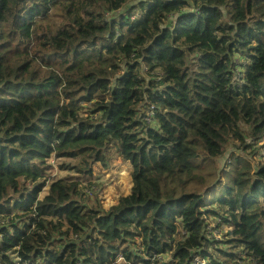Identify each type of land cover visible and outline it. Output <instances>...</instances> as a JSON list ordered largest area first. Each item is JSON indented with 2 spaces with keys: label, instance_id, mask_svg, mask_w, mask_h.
I'll return each instance as SVG.
<instances>
[{
  "label": "trees",
  "instance_id": "obj_1",
  "mask_svg": "<svg viewBox=\"0 0 264 264\" xmlns=\"http://www.w3.org/2000/svg\"><path fill=\"white\" fill-rule=\"evenodd\" d=\"M85 1L0 0V264H264V0Z\"/></svg>",
  "mask_w": 264,
  "mask_h": 264
},
{
  "label": "rangeland",
  "instance_id": "obj_2",
  "mask_svg": "<svg viewBox=\"0 0 264 264\" xmlns=\"http://www.w3.org/2000/svg\"><path fill=\"white\" fill-rule=\"evenodd\" d=\"M75 5L77 7V11L80 12L82 9H89L95 10V11H105L104 7L101 4H94L89 3L85 0H74ZM148 2L145 0H134L130 5V12L129 15H131L132 18H140L144 12L147 10ZM58 15V12L54 13L53 17H56ZM27 17L29 20L33 23L34 26H38L40 24V17L37 15V13L34 10H31ZM60 20V19H59ZM56 20L53 23L58 24V21ZM147 70L146 78L147 79H153L155 74L158 72L157 70H154L150 66H144V70ZM81 107L87 109L88 104L87 103H81ZM152 112H149V116H151ZM230 154L227 153L221 158H219L218 164L225 169L226 165L230 162ZM114 166L113 173L104 171L101 166L96 167V173H102L105 175V180L102 184L95 186V189H98L101 191V194L98 190H95L91 196H87L84 200V204L86 206L85 213L89 214L90 209L94 207L97 204V201L99 200L105 207H109L110 205L114 204L119 197L124 194V192L130 193L131 191V180L130 177L133 174L132 167L129 165L128 162H123L121 159L116 158L114 160ZM119 178V179H118ZM127 193V194H128ZM212 195L206 196V205H210L212 202ZM216 222L212 223V229L208 230V234L212 237H215L217 241L221 237V232L218 231L216 227ZM215 247V245H213ZM114 264H122L121 260L117 259Z\"/></svg>",
  "mask_w": 264,
  "mask_h": 264
},
{
  "label": "built area",
  "instance_id": "obj_3",
  "mask_svg": "<svg viewBox=\"0 0 264 264\" xmlns=\"http://www.w3.org/2000/svg\"><path fill=\"white\" fill-rule=\"evenodd\" d=\"M241 77V74L238 73V78ZM123 258L122 256H119L118 259ZM155 258H153L154 260ZM194 264H206V260L202 259L198 254L195 257Z\"/></svg>",
  "mask_w": 264,
  "mask_h": 264
},
{
  "label": "crops",
  "instance_id": "obj_4",
  "mask_svg": "<svg viewBox=\"0 0 264 264\" xmlns=\"http://www.w3.org/2000/svg\"><path fill=\"white\" fill-rule=\"evenodd\" d=\"M151 2H152V0L150 1V4H151ZM147 7H148V5H147ZM212 193H213V192H210V194H209V195H211ZM209 195H205V196H204V201H205V204L207 203V202H206V196H209Z\"/></svg>",
  "mask_w": 264,
  "mask_h": 264
},
{
  "label": "clouds",
  "instance_id": "obj_5",
  "mask_svg": "<svg viewBox=\"0 0 264 264\" xmlns=\"http://www.w3.org/2000/svg\"><path fill=\"white\" fill-rule=\"evenodd\" d=\"M148 8V7H147ZM28 18V17H27ZM29 19V18H28ZM134 19H138V18H134ZM203 200H204V197H203ZM204 205H205V207H206V204H205V201H204ZM86 209V208H85ZM84 213H85V211H84ZM86 214V213H85ZM86 215H88V214H86ZM114 264V263H113Z\"/></svg>",
  "mask_w": 264,
  "mask_h": 264
}]
</instances>
